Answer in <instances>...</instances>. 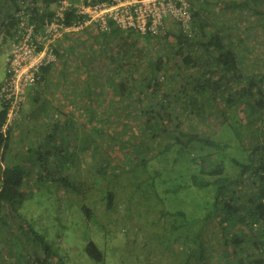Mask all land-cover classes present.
I'll return each mask as SVG.
<instances>
[{"label": "rangeland", "instance_id": "obj_1", "mask_svg": "<svg viewBox=\"0 0 264 264\" xmlns=\"http://www.w3.org/2000/svg\"><path fill=\"white\" fill-rule=\"evenodd\" d=\"M194 1V6L196 5L198 9H205V2L215 6L205 9L206 24L209 26L206 25L204 30L211 29V23L221 24L224 22L227 24L234 42L245 47L241 49L243 53L242 71L248 76L256 74V72L259 73L264 68V45H262L264 43V26L254 24L259 19L258 15H254L253 12L247 13L239 8H226L224 4L229 0ZM13 10L12 2L0 0V81L6 75L5 58L9 47V37L4 35L2 23L6 20L7 22L12 21ZM235 20L237 23H234ZM169 30L177 31L178 26L173 24ZM205 31L203 32L206 33ZM172 37L170 35L171 40H173ZM124 42L129 45V48L125 53H122ZM71 43H73V47L69 49L68 46ZM165 44L167 42L163 38L144 40L142 36L126 31L108 33L103 37L102 32L93 26L75 30L70 34H63L57 41L59 54L52 69L45 77H41L34 88L28 90L27 99L21 109L20 120L11 130L13 148L11 150L17 152L19 157L24 156L28 147L37 146L42 152L46 150L50 152L55 144H61L65 149L75 150L74 153L78 159L79 151L75 146L78 136L73 129L66 128L56 138L53 137L49 140L47 135L50 131L46 124L52 120L51 117L54 120L61 119L64 112L68 111L72 112L71 117L74 118L75 126L83 128L86 116L84 110L81 109L82 104H94L92 101L99 90L97 87L99 83L104 86L102 88L104 95L100 98V104H95L96 111H98V116L101 112H107L109 117L106 121L110 126L109 133L112 135V143H107L111 137L108 138V134L101 140V144L107 149H111V144L121 145L115 146V149L109 153V157L114 158V161H122V164L113 169L117 177L109 174L108 177L99 178L96 170L92 168L90 171V163L93 160L88 151L81 155L80 163L74 166L68 164L66 160L65 162L61 161L63 158L61 160L57 158L58 161L55 164L53 160H56L57 155L54 151L47 155L43 153L45 156L42 165L35 166L29 160L23 163L28 170V183L26 184L28 188L23 191L25 193L21 197L19 212L38 232L45 234L49 240L53 241L68 264H100L92 260L84 251V245L89 239L93 240L103 251L102 264H200L201 262L240 264L239 258L241 259L243 251L249 253L253 258L259 256L260 249L255 247L252 241L245 242L241 251L238 247L234 251L233 245L228 243L231 235L242 233L251 228L242 222L235 221L223 229L222 226L215 225L208 220L203 232L201 231L199 243L198 241L191 243L192 233H197L192 230L191 224L194 219L203 217L204 203L206 200L210 199L211 201L212 199L210 194L212 187L203 186L193 189L191 186H179V183H183L184 179L179 173H175L177 168L166 166L160 169V161L151 159L153 150L161 148L167 139L163 132L159 133L161 137L159 140L151 142L153 145L149 147L150 149H142L140 152L144 159L149 160L150 165H153L150 167L160 171L156 179L148 182L147 190L151 192V194L149 193L150 198L142 199L133 194L137 187L134 186L132 171H129L128 168H133L134 164L124 165L127 150L122 148L129 145L127 137L131 138L134 135L139 139L143 138V135H137V133L139 134L137 128L139 118L131 119L128 113L117 114L109 110L106 104H109L116 96L111 87L103 81L104 79L98 76L107 75L109 71L114 72L109 56L113 58L117 56L122 62H131V60H135L137 53L142 56H146L147 53L150 56H156L163 49H161V45ZM130 45H133L132 48ZM112 52H115L114 56ZM176 57L172 56L164 67V72L158 74V81L161 84L159 94H157L158 100H162L164 96L168 103L169 95H172V102L168 104L171 114L170 119L166 122L168 130L172 129L177 122L184 132L192 130L217 142H228L229 146L225 149L227 152L239 158L245 156L249 151L251 139L258 135L257 123L254 121L244 129L240 116H244L245 111L242 105L237 104L239 118H235L232 113L225 111L226 114L228 113V123L224 124L227 118L224 117L221 109L228 110V108L222 99L206 100L205 97L208 94L197 97L187 96L185 100L188 102V106H185L182 90L185 88L188 94H192L193 82L191 78L198 74V69L196 67L176 69L174 66ZM128 67L129 64L126 63L119 76H123ZM138 73V70L134 71L133 77L135 75L137 77ZM86 88L93 92L92 96H88ZM148 98L145 97L143 100L149 101ZM133 102L132 99L130 104ZM201 106H205L206 109H202ZM42 108L46 111L44 114ZM237 121H239L238 125ZM160 122L163 121L160 120ZM148 135L146 134L147 137ZM39 141L41 143L48 142L49 146L47 144L43 149L40 143L38 144ZM142 142L144 148L148 143L147 138H144ZM234 144L244 145L247 149L245 148L246 151L245 149L244 151L238 150L234 148ZM203 146L206 152L210 149V146ZM121 150L125 151L124 155H121ZM226 162L225 169L227 173L231 174L235 167L231 166L229 158ZM150 167H147L142 173L143 166H139L138 178L144 180L146 175L153 173L154 169H150ZM180 167L185 168L186 165L183 164ZM69 168V174H73L72 180L77 183L81 180L86 183L87 189L89 187V190H85L87 194L84 195L82 191L81 193L75 192L55 180V177L64 175ZM169 168L171 172H168ZM87 177L90 179L87 180ZM186 179L189 184H192L191 180ZM145 184L143 182L142 187ZM107 186L115 192L111 209L105 207L101 198L102 191ZM82 202H85L92 210V219H89L82 210ZM8 219L7 215L5 220ZM14 220L16 219L14 218ZM8 224L9 226H7ZM200 225L202 226V220ZM258 226L256 225V227ZM16 228L12 221L7 224L1 223L0 260L2 261L0 264L17 260L20 261V264H27L25 261L27 259H24L25 253L17 245L16 240V237H22L21 233L18 229V234L17 232L11 233V230ZM253 232L256 235L251 237V240L256 239L264 245V228L259 226ZM3 245L6 246V249ZM27 246L26 242L22 245L23 248H27ZM13 249L19 253L10 254ZM191 250L193 254L202 253L201 259L195 260L189 256ZM26 257L28 256L26 255ZM34 260L33 264H40L37 257Z\"/></svg>", "mask_w": 264, "mask_h": 264}, {"label": "trees", "instance_id": "obj_2", "mask_svg": "<svg viewBox=\"0 0 264 264\" xmlns=\"http://www.w3.org/2000/svg\"><path fill=\"white\" fill-rule=\"evenodd\" d=\"M42 1L45 11L38 16L40 22L45 16L52 15L54 8L59 3V0ZM187 1L190 3L191 32H186L181 27H178L177 31L171 32L169 28L175 24L174 22H169L166 31L159 34H151L149 32L141 34L134 30L126 31L130 33L134 32L142 36L144 40L156 37L163 38L167 44L161 45V49H163L156 56H150L148 53L146 56H142L137 53L135 60H131V62L120 61L117 56H114L115 52H112L115 58L112 56H109V58L114 72L109 71L107 75L98 76L104 79L103 81L111 87L112 92L114 91L113 93L116 96L114 100L106 105L109 110L117 114L128 113L131 119L139 118V126L137 127L139 134L137 133V135H143V138L139 139L134 135L131 138L127 137L129 145L122 148L126 149L128 154L124 157V165L129 163L134 164L133 168L128 166L129 171H132V179L135 181L134 186L137 187L133 194L138 195L142 199L144 197L150 198L149 193L151 194V192L147 190L148 182L156 179L160 171L157 168L150 167L153 165H150L149 160H145L140 152L142 149H150L149 147L153 145L151 142L156 139L159 140L161 138L159 133L163 132V135L167 139L161 148L153 150L151 159L153 161H160V169L166 166L174 167V169L177 168L175 173H179L184 179L183 183H179V186H191L193 189L203 186L212 187L210 193L212 199L211 201L210 199L205 201L203 217H200L201 219H194L191 224L192 230L197 231L196 234L192 233L191 243L197 241L199 243L201 231L203 232L205 223L208 220L212 221L215 225L222 226L223 229H226L228 225L235 223V221L238 223L242 222L253 229L251 230L250 228L244 230L242 233L231 235L228 243L233 245L234 251L237 247L241 251L245 242L248 240L252 241L254 246L260 249L259 256L253 258L249 253L243 251L241 259L239 258L240 264H264L263 243L253 238L251 240V237L256 235L253 232L254 229L257 230L259 226L264 228V175L262 174L264 170V68L259 73L256 72V74L249 76L244 74L242 71L243 53L241 49L245 47L242 44L234 42L230 36L229 26L224 24V22L221 24L211 23L212 28L208 29V32L204 30V27L208 25L205 19L207 15L205 9L214 5L205 2V9H198L196 5L194 6V0ZM9 2L13 3L14 12L19 6L20 0H9ZM224 5L226 8H239L247 13L253 12L254 15H258L259 17L258 21L254 24L264 26V0H229ZM75 18L76 15L72 11L67 12L66 23H71ZM236 20L234 23H237ZM2 25L5 37L6 35L10 37L14 26L13 17L11 22H7L6 20ZM122 31L118 27L112 26L109 32H102V36L105 37L108 33ZM170 35L173 36V40L170 39ZM132 46L130 45V48ZM72 47L73 43L68 46L69 49ZM128 48L129 45L124 42L122 53H125ZM56 53L58 56L59 51L57 48ZM172 56H177L174 65L176 69L186 67H196L198 69V74L191 78L193 82L192 94H188L185 88L182 90L185 106H188V102L185 100L187 96L197 97L208 94L205 97V99L207 98L206 100L216 101L217 98L222 99L228 108V110L221 109L223 110L224 117L227 118V120L224 119V124L228 123V113L226 114L225 111H229L235 118H239L238 105H242L245 111L242 110L245 115L240 116V118L242 117L240 121L244 129L248 128V124L250 125L254 121L257 123L258 135H255L251 139L252 141L248 147L249 151H247L245 156H240L241 158H239L227 152L225 149L229 146L228 142H217L208 136H204V134L192 130L184 132L177 122L173 125L172 129L168 130L166 122L170 119L171 115L168 104L172 102V95H169L168 103L164 96L162 100H158L157 94H159L161 86L158 81V74L164 72V67ZM126 63L129 64L127 72L123 76H119L120 72L125 68ZM52 65H43L40 68L42 78L52 69ZM137 70L139 71L138 76L136 77L135 75L133 77L134 71ZM3 81L4 79L0 81V86ZM97 87H99V90L96 93L94 101H92L94 104H82L81 109L84 110L86 116L83 128L75 126L74 118L71 117L72 112L68 111L64 112L61 119L54 120L51 117L52 120H49V124H46L48 131H50L48 132L50 135H47L49 140L53 137L56 138L66 128L73 129L74 133L78 136L76 138L77 145H75L79 151L78 159H76L75 150L65 149L61 144H55L50 152L54 151L55 155H57L56 160H53L55 164L58 161L57 158L60 160L63 158L61 161L65 162L66 160L68 164L74 166L80 163L81 155L88 151L93 160L90 163V171L92 168L96 170L99 178L108 177L109 174L117 177L113 169L122 164V161H114V158L109 157V153L115 149V146L119 147L121 145L111 144V149H107L101 144V140L108 134V138L111 137L107 143H112V135L109 133L110 126L106 121L109 117L107 112H101L100 116H98V111H96L95 104L99 105L100 98L104 95L102 93L104 86H101V83H99ZM86 93L89 97L93 95V92L88 88H86ZM145 97H149V101L143 100ZM132 99L134 102L130 104ZM6 106V103L0 101V226L2 222L7 224V222L10 223L12 221L17 227L15 230H11V233L17 232L18 234V231L21 233L22 237H16V240L17 245L25 253L24 259H27L25 260L27 264H33L35 257H37L40 264H68L53 241L49 240L45 234L38 232L19 212L21 197L25 193L23 191L28 188L26 185L28 183V170L23 163L29 160L35 166L42 165L44 156L48 153L50 154V152L47 150L42 152L37 146H32L25 150L24 156L19 157L17 152L11 150L13 149L11 130H8L6 136L1 132V127L6 117ZM231 107L232 110H230ZM201 108L206 109L205 106H201ZM42 110L44 114L46 111L44 108ZM160 120L163 122L161 123ZM238 123L239 121H237V125ZM146 134H149L148 137ZM144 138H147L148 143L143 148L142 140ZM39 143L43 149L48 144V142L41 143V141ZM203 145L210 146V149L207 152L204 151ZM233 146L242 151L246 148L240 144H234ZM43 153H45L44 156ZM124 154L125 151L122 152L121 150V155ZM227 158H229L231 166L235 167V170L231 174L227 173L225 169ZM183 164L186 165L185 168L180 167ZM139 166H143L142 173L147 167L154 169L153 173L146 175L144 180L139 179ZM69 170L70 168L64 173L65 176L60 175L55 177V180L75 192L81 193L82 191L84 195L87 194L85 192L87 189L85 187L86 183L81 180L79 183L72 180L73 174H69ZM167 170L171 172L170 168ZM186 178L191 180L192 184H189ZM89 179L87 177V180ZM143 182L146 184L142 187ZM87 190H89V187ZM114 196L115 192L112 188H108L107 186L103 189L101 198L107 209L112 208ZM81 208L89 219L93 218L92 210H90L85 202L81 203ZM7 215L9 219L5 220ZM201 220L202 226L200 225ZM254 224L259 226L256 227L255 225L254 227ZM25 242L28 243L27 248L22 247ZM4 247L6 249V246ZM84 251L95 262L103 263V251L93 240H87L84 245ZM16 252L19 253L13 249L10 251V254H16ZM189 256L198 260V258L201 259L202 253L193 254L191 250ZM7 264H20V261H8ZM200 264L207 263L201 262Z\"/></svg>", "mask_w": 264, "mask_h": 264}, {"label": "built area", "instance_id": "obj_3", "mask_svg": "<svg viewBox=\"0 0 264 264\" xmlns=\"http://www.w3.org/2000/svg\"><path fill=\"white\" fill-rule=\"evenodd\" d=\"M189 7L187 0H59L52 15L40 22L38 16L45 11L43 1L20 0L13 12L6 75L0 86V101L7 104L1 127L3 135L20 120L28 90L41 79L40 68L56 62L57 41L63 34L91 26L101 32H109L116 26L123 31L159 34L166 31L169 22L191 32ZM69 11L76 18L66 23Z\"/></svg>", "mask_w": 264, "mask_h": 264}]
</instances>
